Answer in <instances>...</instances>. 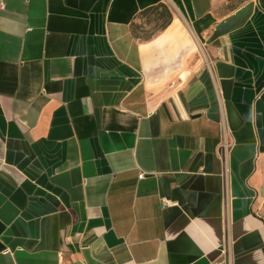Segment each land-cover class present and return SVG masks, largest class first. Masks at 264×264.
Returning <instances> with one entry per match:
<instances>
[{"label": "crops", "instance_id": "1", "mask_svg": "<svg viewBox=\"0 0 264 264\" xmlns=\"http://www.w3.org/2000/svg\"><path fill=\"white\" fill-rule=\"evenodd\" d=\"M224 251L264 264V0H0V264Z\"/></svg>", "mask_w": 264, "mask_h": 264}, {"label": "rangeland", "instance_id": "2", "mask_svg": "<svg viewBox=\"0 0 264 264\" xmlns=\"http://www.w3.org/2000/svg\"><path fill=\"white\" fill-rule=\"evenodd\" d=\"M143 19L141 26L136 27V35L144 39L153 36L167 22L165 10L153 11Z\"/></svg>", "mask_w": 264, "mask_h": 264}, {"label": "trees", "instance_id": "3", "mask_svg": "<svg viewBox=\"0 0 264 264\" xmlns=\"http://www.w3.org/2000/svg\"><path fill=\"white\" fill-rule=\"evenodd\" d=\"M156 10H165V12H166V19H167V22H166V24L165 25H163L161 28H160V30L161 29H165L167 26H168V24L171 22V14L169 13V11L166 9V8H164V7H160V8H154V9H152V10H149V11H147L144 15L142 14V18H144L146 15H148L149 13H151V12H153V11H156Z\"/></svg>", "mask_w": 264, "mask_h": 264}, {"label": "built area", "instance_id": "4", "mask_svg": "<svg viewBox=\"0 0 264 264\" xmlns=\"http://www.w3.org/2000/svg\"><path fill=\"white\" fill-rule=\"evenodd\" d=\"M223 145V144H222ZM227 147L225 146V143L224 145L222 146V149H226ZM225 162V160H223ZM144 178V175H140L139 176V179L142 180ZM224 257L225 259L223 260V262L221 264H228V257L226 255V252L224 251Z\"/></svg>", "mask_w": 264, "mask_h": 264}]
</instances>
